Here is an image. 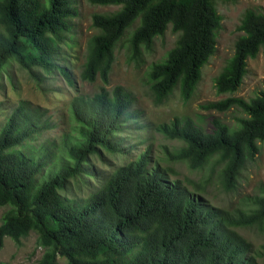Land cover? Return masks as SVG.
<instances>
[{"label": "trees", "instance_id": "trees-1", "mask_svg": "<svg viewBox=\"0 0 264 264\" xmlns=\"http://www.w3.org/2000/svg\"><path fill=\"white\" fill-rule=\"evenodd\" d=\"M85 1L116 9L92 15L96 33L86 42L80 73L82 81L100 78L103 86L69 102L70 128L58 139L44 136L55 125L28 102L20 101L0 123V250L6 238L19 244L34 233L43 250L39 264H260L255 254L264 253L239 230L264 236V185L246 209L233 213L211 204L201 186L196 192L174 177L173 166L201 170L217 158L220 184L230 192L264 147V89L248 100L233 96L248 73L247 61L264 56V8L243 11L233 55L214 78L217 94L228 97L205 107L235 110V124L214 120L211 133L189 119L160 124L158 132L182 146L164 147V157L147 147L133 158L132 148L138 149L123 144L138 140L145 126L131 94L108 87L118 44L127 63H140L154 40L171 32L172 48L149 66L142 84L155 105L177 89L187 103L216 54L223 20L217 6L236 0ZM76 5L0 0V73L13 62L47 91ZM94 159L107 170L100 172Z\"/></svg>", "mask_w": 264, "mask_h": 264}, {"label": "rangeland", "instance_id": "rangeland-1", "mask_svg": "<svg viewBox=\"0 0 264 264\" xmlns=\"http://www.w3.org/2000/svg\"><path fill=\"white\" fill-rule=\"evenodd\" d=\"M263 8L264 0H236L235 4L217 6L223 20L217 36L216 54L202 69V80L187 103L182 102L177 89L164 103L155 105L150 99L148 89L142 84V79L149 66L161 60L172 48L176 37L171 32L156 38L153 49L144 54V59L140 63H127V55L122 48H119L120 43L118 44L108 87L111 89L122 86L131 94L132 109L138 112V122L145 126V129L139 133L138 140L136 137L127 138V142L123 144L125 147L131 148L132 146L138 149L136 151L132 148L133 158L147 147L152 149L154 157H164V147L176 151L182 146L180 142L169 140L158 132L157 127L160 124L184 122L189 119L209 133L213 131L214 120H219L228 127L235 124V117L238 116L235 110L218 112L206 110L205 107L228 97L217 94L214 78L233 55L235 42L241 35L237 31V26L243 11L246 9L262 10ZM115 10V7H94L85 0H77L76 17L72 20L71 31L66 42L58 46V55L55 58L57 67L54 68V74H50L46 82L47 91L39 90L27 72L21 70L15 63H10L0 73V123L20 101H24L40 108L44 114L43 119H49L55 125L53 129L44 134L46 138L58 139L66 133L70 128L69 102L78 95L92 96L103 86L100 78L93 83L80 79L86 42L96 33V30L91 27L92 15ZM125 38L126 36L123 40ZM62 70L69 74L72 84L66 79ZM247 70L248 73L241 87L233 95L245 100L253 98L264 89V56L260 54L255 59H249ZM127 159L129 158H124L122 161ZM112 160L113 158H110V161ZM94 161L100 166V172L107 170L103 163L97 159ZM173 169L177 172L174 177H179L191 185L196 192H198L196 186H201L204 189L203 196L211 204L234 213L246 209L253 197L261 192L262 185H264V147L260 148L253 160L248 161L236 188L230 192H226L220 184L221 165L217 162V158H213L201 170H192L184 163L173 166ZM4 211L5 208L0 207V222ZM239 233L253 244L256 252L264 253V236L256 229L239 230ZM42 254L43 250L37 246V236L34 233L22 239L19 244L6 238L0 250V264H39ZM255 256L257 260L260 259V264H264V257L259 258L257 254Z\"/></svg>", "mask_w": 264, "mask_h": 264}, {"label": "bare ground", "instance_id": "bare-ground-1", "mask_svg": "<svg viewBox=\"0 0 264 264\" xmlns=\"http://www.w3.org/2000/svg\"><path fill=\"white\" fill-rule=\"evenodd\" d=\"M245 11V10H244Z\"/></svg>", "mask_w": 264, "mask_h": 264}]
</instances>
